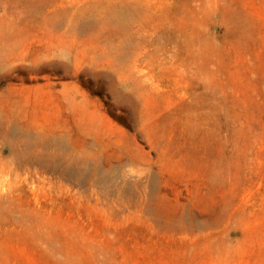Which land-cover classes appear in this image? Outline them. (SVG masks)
Here are the masks:
<instances>
[{"label":"rangeland","instance_id":"374dc122","mask_svg":"<svg viewBox=\"0 0 264 264\" xmlns=\"http://www.w3.org/2000/svg\"><path fill=\"white\" fill-rule=\"evenodd\" d=\"M0 264H264V0H0Z\"/></svg>","mask_w":264,"mask_h":264}]
</instances>
